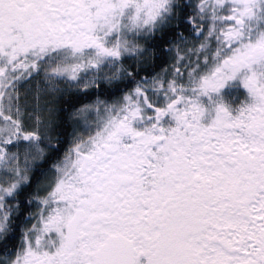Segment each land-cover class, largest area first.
Returning <instances> with one entry per match:
<instances>
[{"label":"snow or ice","instance_id":"obj_1","mask_svg":"<svg viewBox=\"0 0 264 264\" xmlns=\"http://www.w3.org/2000/svg\"><path fill=\"white\" fill-rule=\"evenodd\" d=\"M0 264H264V0H0Z\"/></svg>","mask_w":264,"mask_h":264}]
</instances>
